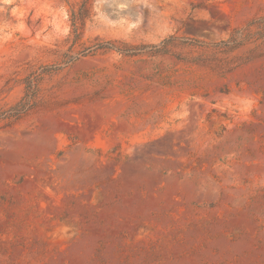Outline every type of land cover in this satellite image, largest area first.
Returning <instances> with one entry per match:
<instances>
[{
  "label": "rangeland",
  "instance_id": "1",
  "mask_svg": "<svg viewBox=\"0 0 264 264\" xmlns=\"http://www.w3.org/2000/svg\"><path fill=\"white\" fill-rule=\"evenodd\" d=\"M0 264H264V0H0Z\"/></svg>",
  "mask_w": 264,
  "mask_h": 264
}]
</instances>
